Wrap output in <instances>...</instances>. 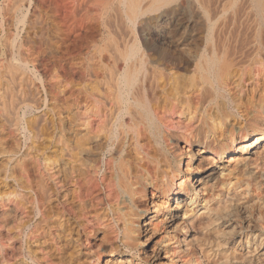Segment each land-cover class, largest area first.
<instances>
[{"label": "bare ground", "instance_id": "obj_1", "mask_svg": "<svg viewBox=\"0 0 264 264\" xmlns=\"http://www.w3.org/2000/svg\"><path fill=\"white\" fill-rule=\"evenodd\" d=\"M54 3L0 0V264H264V0Z\"/></svg>", "mask_w": 264, "mask_h": 264}, {"label": "rangeland", "instance_id": "obj_2", "mask_svg": "<svg viewBox=\"0 0 264 264\" xmlns=\"http://www.w3.org/2000/svg\"><path fill=\"white\" fill-rule=\"evenodd\" d=\"M58 0H53V2H55L54 4H55V6H56V8L58 7L59 8V10H57V13H58V15L61 17V16H63L64 14H66V13H68V11L70 10V5H71V3H70V1H68L67 0V2H66V0L64 1V0H60V1H58ZM64 3H62V2ZM60 2V4H57V3H59ZM62 3V4H61ZM65 4H67V5H65ZM65 5V6H64ZM69 5V6H68ZM62 8H61V7ZM67 6V8L66 9H69L68 11H66L65 9H63V8H65ZM57 8V9H58ZM60 8H61V10H60ZM62 9L64 10V11H62ZM60 11V12H59ZM66 11V12H65ZM63 12H65V13H63ZM60 13V14H59ZM63 13V14H62ZM241 40L239 39V41L238 42H240ZM0 209H2V208H0ZM96 242L98 243V241H97V238H96ZM91 244V243H90ZM93 244H94V246H93ZM92 247L93 248H95L96 247V243L92 240Z\"/></svg>", "mask_w": 264, "mask_h": 264}]
</instances>
